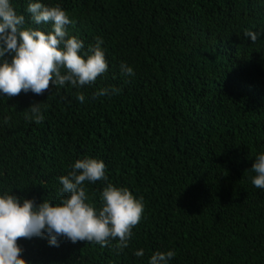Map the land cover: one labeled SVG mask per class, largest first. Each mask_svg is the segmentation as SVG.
<instances>
[{
	"label": "trees",
	"instance_id": "trees-1",
	"mask_svg": "<svg viewBox=\"0 0 264 264\" xmlns=\"http://www.w3.org/2000/svg\"><path fill=\"white\" fill-rule=\"evenodd\" d=\"M40 2L68 13L67 31L85 50L103 39L108 71L80 89L49 82L41 95L0 98V193L59 202L58 177L87 156L143 197L144 212L119 252L115 241L18 238L27 264H147L168 250L170 264H264V191L250 171L264 153V35L256 43L244 35L264 32V0ZM27 4L13 0L25 26ZM121 62L134 75H122ZM109 86L119 94L91 100ZM34 103L41 123L28 116ZM102 187L86 184L94 200Z\"/></svg>",
	"mask_w": 264,
	"mask_h": 264
},
{
	"label": "clouds",
	"instance_id": "clouds-1",
	"mask_svg": "<svg viewBox=\"0 0 264 264\" xmlns=\"http://www.w3.org/2000/svg\"><path fill=\"white\" fill-rule=\"evenodd\" d=\"M25 12L30 24L26 25L24 14H18L13 0H0V98L14 97L21 92L41 95L49 89L66 86L80 89L92 85L97 77L108 71L104 41L96 37L85 50L84 42L69 35L67 26L74 23L59 4L46 5L40 0H28ZM50 25L43 31L31 25ZM244 35L256 43L264 32L248 30ZM6 54L10 59L5 58ZM122 75H134L133 68L121 62ZM120 89L109 86L98 88L91 95L95 101L100 97L119 94ZM76 100L85 102L83 92H77ZM42 103L31 104L28 116L41 123L44 115ZM7 117H5V123ZM250 171L252 185L264 191V153L255 156ZM59 202L45 199L36 204L10 192L0 193V264H27L22 258L23 248L18 238L46 239L47 244L58 247L61 239L73 244L86 241L100 247L115 241L117 251L128 248L132 229L140 222L144 212L143 197L134 196L128 187L116 186L106 174L103 160L83 157L70 165L65 176L58 177ZM102 182L97 199L88 195L86 184ZM134 256L143 257L145 250H136ZM174 250L156 251L147 264H170Z\"/></svg>",
	"mask_w": 264,
	"mask_h": 264
}]
</instances>
